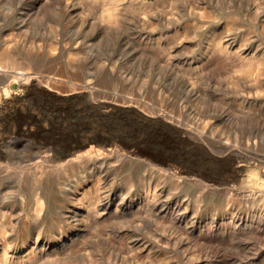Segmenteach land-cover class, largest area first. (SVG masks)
Here are the masks:
<instances>
[{"label":"rangeland","instance_id":"rangeland-1","mask_svg":"<svg viewBox=\"0 0 264 264\" xmlns=\"http://www.w3.org/2000/svg\"><path fill=\"white\" fill-rule=\"evenodd\" d=\"M193 3L0 0V48L1 38L19 44L16 70L0 68L9 264L264 258L248 261L264 254V186L253 184L264 182V86L233 85L238 60L216 47L264 63V4ZM37 197L48 211L40 229ZM173 211L207 213L218 242L205 222L183 224L190 237L176 256Z\"/></svg>","mask_w":264,"mask_h":264},{"label":"bare ground","instance_id":"bare-ground-1","mask_svg":"<svg viewBox=\"0 0 264 264\" xmlns=\"http://www.w3.org/2000/svg\"><path fill=\"white\" fill-rule=\"evenodd\" d=\"M209 2H211V0H208ZM218 2H219V0H217ZM228 1H232V0H228ZM234 1V0H233ZM236 1V0H235ZM194 2L195 3H193V5L194 6H200L202 3H204V0H194ZM254 2H256V3H258V4H264V0H254ZM115 4V3H114ZM113 4V7H115V5ZM130 4H132V5H134V7H136L135 6V4H133V3H130ZM129 4V5H130ZM144 4H146V2L144 3ZM149 4H151V2L149 3ZM149 4H147V5H149ZM157 4V3H156ZM153 5V4H152ZM155 5H153V7H154ZM107 7H109V6H107ZM134 7H130L131 9H133V11H134ZM148 7H150V6H148ZM152 7V8H153ZM156 7V6H155ZM110 8V7H109ZM137 8H139V7H137ZM144 8V7H143ZM117 9H119V8H117ZM116 9V7H115V10H117ZM127 9V8H126ZM146 9H148V8H146ZM151 9V8H150ZM118 12L120 11V9L119 10H117ZM117 11H114V12H111V10H110V13H107V15H109L108 16V18H109V20H113V17H115V18H117V16H118V14H120V13H118ZM133 11L131 12V13H133ZM151 11H152V9H151ZM121 12V11H120ZM136 12H137V10H136ZM139 12V11H138ZM137 12V13H138ZM137 13H133V14H137ZM143 15V16H141V15ZM130 15H132V14H130ZM151 15V14H150ZM139 16H140V19L139 20H141L142 21V23H144V22H148V21H150L149 19V12L148 11H146L145 9L144 10H142V11H140L139 12ZM34 18V17H33ZM137 18H138V16H137ZM1 19V18H0ZM117 19H119V16H118V18ZM82 22V21H81ZM117 23V22H116ZM77 25V24H76ZM75 25V26H76ZM79 25H80V22H79ZM145 25V24H144ZM82 26V25H81ZM85 26V25H84ZM77 27V26H76ZM80 28V27H79ZM87 29V28H86ZM88 30V29H87ZM90 32V31H89ZM14 38V37H13ZM2 39V41H1V44H2V46H1V48H0V68H2V67H6V69L8 68V67H11V68H16V67H14V63L16 62L15 61V58L17 57V52H18V43H17V41H15V43L13 44V45H11L10 44V40L9 39H5V38H1ZM12 40V39H11ZM13 41V40H12ZM217 48H218V51H220V53H222V57L224 58V59H230V57H232V56H235L236 57V59L238 60V68L235 70V72L234 73H231L229 76H228V78L230 79V81H231V83L233 84V85H235V86H239V85H241V84H245V83H251V85L249 84L248 85V89L250 88V87H252V88H254V89H257V87H262V86H264V63H261V62H259V61H256L255 59H245V57H243L242 56V54H240L239 52H237V51H234V52H232V51H230L227 47H225V46H223L222 44H219V45H217L216 46ZM53 48V47H52ZM232 52V53H231ZM26 58V57H25ZM221 59V58H220ZM17 68H19L18 66H17ZM1 70V69H0ZM16 70V69H15ZM3 72H4V70H2ZM5 71H7V70H5ZM19 71V70H18ZM20 72H22V71H20ZM19 72V73H20ZM26 74V73H25ZM21 75L22 76H24L22 73H21ZM29 76V75H28ZM27 77V76H26ZM26 80H28V79H26ZM81 147H84V145H81ZM104 149V148H103ZM91 151H93V147L91 148ZM90 150L86 153V154H88V153H90L91 152ZM110 149H105V151H104V154H110ZM145 152V151H144ZM142 154V153H141ZM147 154H149V153H147ZM91 156V155H90ZM152 156V155H151ZM150 157V156H149ZM154 157V156H153ZM47 159V156L45 155V156H43L42 157V159H41V162L42 161H45ZM162 164H164L165 165V162L164 163H162ZM160 169H162V170H164V167H160ZM171 169V168H170ZM103 170V168H99L98 170H96V172L98 173V172H101ZM98 176V175H97ZM253 184H256L257 186H259V187H262V186H264V182H258V181H253ZM206 186H209V185H206ZM255 186V185H254ZM210 187V186H209ZM61 191H64V188H62L61 186H60V188H59ZM0 199H2L1 197H0ZM48 200H46V202H47ZM200 203V197H198V198H196L195 200H194V206L195 207H197V204H199ZM36 204H37V207H36V209H35V211H36V214H35V216H33V218L36 220V222H35V224L36 225H38V228H39V225L42 223V221H41V217H42V213L44 212V210H45V203L43 202V199H41V198H39V197H37V199H36ZM88 211V210H87ZM45 213V214H44ZM43 214L46 216V214H48V211H46V212H44ZM89 213H90V211H89ZM2 214H3V216H1V218L3 219H5V213L2 211ZM206 215H203V214H201V215H199L197 212L196 213H193V215H192V217H191V220H189L188 219V214H182V213H177V212H174L173 211V243L175 242V241H179V245L177 246V248H175V247H173V252L175 253V255L176 256H178L179 255V251H180V248L182 247V248H184V246H185V244L187 243V240H188V238L190 237V235H189V233H182V234H179V231L177 230L180 226H182L183 224H185V225H188V227H190L191 229H193V227L195 226V224H196V222H198V221H201V222H205V226L208 228V231H207V229H206V232L204 231V234H210V237L212 238L211 239V241H213V242H218V238L217 237H220L219 235H221V233L217 236V233H216V231H212V230H210L209 228H213V225H214V223H215V221H212L211 219H209L208 218V214L207 213H205ZM46 218V217H45ZM47 220V219H46ZM69 223H71V222H69ZM231 223L233 224V226H238V224H242V223H240L239 222V220H235V217L233 218L232 217V220H231ZM7 223H5V224H1L0 225V244H2V246H3V248L2 249H4V251H2L1 252V254H0V263L1 264H9L8 263V260L7 259H10L11 258V256H10V253H9V251H8V249H7V247H6V243L7 242H10L9 240H10V238H8V240L6 239V237H8L7 236ZM236 228V227H235ZM234 228V229H235ZM243 228V227H242ZM40 229V228H39ZM172 228H170V230H171ZM237 229V228H236ZM217 231H219V229L217 230ZM221 231V230H220ZM226 231V230H225ZM34 232V231H33ZM200 234V233H199ZM46 235V234H45ZM184 235V237H182ZM39 236V235H38ZM27 237V236H26ZM223 237V236H222ZM28 238V237H27ZM42 238V237H41ZM29 239V238H28ZM53 239V238H52ZM55 239V238H54ZM220 239V238H219ZM223 239V238H222ZM13 240V239H12ZM59 240V239H58ZM24 243H22V246H24L23 245ZM219 244H221L220 242H219ZM175 246V245H174ZM16 247H14L13 249H15ZM38 252V251H37ZM34 255V254H33ZM262 255H264L263 253L262 254H260V256L259 257H257L256 256V258L255 257H252V256H250V257H248V261L250 262H252V260H259L260 258H262L261 256ZM55 256V255H54ZM59 256V255H58ZM6 259V260H5ZM127 259V258H126ZM133 261H135V260H133ZM37 262H39V261H36V263H32V264H38ZM178 262V259H175V261H174V263L173 264H178L177 263ZM19 263V262H18ZM182 264H184V262H182ZM257 264H264V258H262L261 259V261H259Z\"/></svg>","mask_w":264,"mask_h":264}]
</instances>
